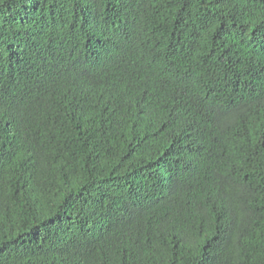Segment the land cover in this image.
Segmentation results:
<instances>
[{
    "label": "trees",
    "instance_id": "trees-1",
    "mask_svg": "<svg viewBox=\"0 0 264 264\" xmlns=\"http://www.w3.org/2000/svg\"><path fill=\"white\" fill-rule=\"evenodd\" d=\"M0 264H264V0H0Z\"/></svg>",
    "mask_w": 264,
    "mask_h": 264
}]
</instances>
